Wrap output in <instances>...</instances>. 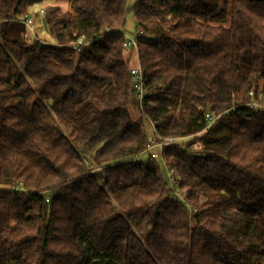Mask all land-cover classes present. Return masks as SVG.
I'll list each match as a JSON object with an SVG mask.
<instances>
[{
    "label": "trees",
    "instance_id": "obj_1",
    "mask_svg": "<svg viewBox=\"0 0 264 264\" xmlns=\"http://www.w3.org/2000/svg\"><path fill=\"white\" fill-rule=\"evenodd\" d=\"M45 1L0 0V264H264V0H135L141 105L128 0Z\"/></svg>",
    "mask_w": 264,
    "mask_h": 264
},
{
    "label": "rangeland",
    "instance_id": "obj_2",
    "mask_svg": "<svg viewBox=\"0 0 264 264\" xmlns=\"http://www.w3.org/2000/svg\"><path fill=\"white\" fill-rule=\"evenodd\" d=\"M134 2H135V0H128V2H127V4H128L127 6L129 8V10L127 12L125 24L123 27L124 34L126 36H130V37H134L136 35V19H135L133 12L130 10V6ZM49 3L58 5L60 7V9H62V10L69 9L68 0H56L53 2H51V0H46L43 3H36L32 7H30L29 13L33 12L35 35L41 39H47V40H51V39L49 38L48 34L46 33L45 28L43 27L42 12H40V10L44 9V7L46 5H48ZM126 55H129V58H130L129 59V65L130 66H134L137 64V57H136L135 53H133V51H131V50L125 51V56ZM144 126H145V130H146V133H147L149 140L153 139V137H154L153 130H152L150 123L147 120L144 121ZM149 155L153 156V158L158 163V165L161 169V172L165 175V177H167L168 167L163 163V160H162L161 155H160V146L157 143H151L149 148L146 151L142 152L138 156V159L140 161H145ZM180 193L181 192L178 190L175 192V194L177 196L181 195Z\"/></svg>",
    "mask_w": 264,
    "mask_h": 264
},
{
    "label": "built area",
    "instance_id": "obj_3",
    "mask_svg": "<svg viewBox=\"0 0 264 264\" xmlns=\"http://www.w3.org/2000/svg\"><path fill=\"white\" fill-rule=\"evenodd\" d=\"M40 12H42V9L40 10ZM21 22L24 24L25 26V31L23 32V37L30 39L35 35L34 33V18H33V12L31 13H27L26 15H24L23 17L20 18ZM88 41L84 39V37L80 36L77 41H76V45H85L87 44ZM123 46L125 47V49H129L131 51H133V53H135L136 57H137V39H136V35L134 37H130V36H126L125 35V40L123 43ZM129 73L132 77V88L136 94V97L138 99L139 104L141 105L144 98L148 95L151 94V91L149 90L148 86L145 85L144 83V78L142 75V69H141V65L138 61L137 58V64L134 66H129ZM262 99L263 97L261 95H259L258 99ZM258 104V100H252L251 102H248L247 105L251 106V105H257ZM206 118L208 123H212L214 121V119L216 118L215 116L206 113ZM171 138H167L164 139L163 141L157 143L160 147L161 145L164 143V141H171ZM132 161L136 160V157H131ZM163 163L165 164V162L163 161ZM168 167V174H167V179L169 181V183L174 187L177 185V181L174 180V178L172 177L173 173H174V167L172 166H168L167 164H165ZM176 191L173 192L174 197L178 198V199H183L184 197V192L180 191L181 195L177 196L175 194ZM189 210L191 212L195 211L194 207H189Z\"/></svg>",
    "mask_w": 264,
    "mask_h": 264
}]
</instances>
